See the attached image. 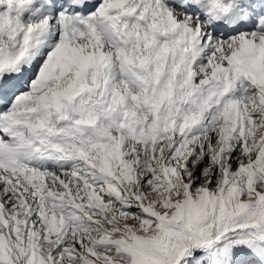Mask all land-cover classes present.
<instances>
[{
    "label": "snow or ice",
    "instance_id": "1",
    "mask_svg": "<svg viewBox=\"0 0 264 264\" xmlns=\"http://www.w3.org/2000/svg\"><path fill=\"white\" fill-rule=\"evenodd\" d=\"M0 264H264V0H0Z\"/></svg>",
    "mask_w": 264,
    "mask_h": 264
}]
</instances>
